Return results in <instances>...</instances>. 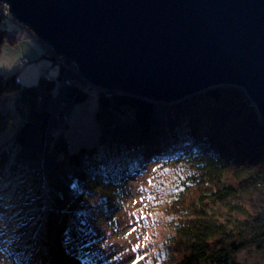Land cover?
I'll return each instance as SVG.
<instances>
[{"label":"trees","instance_id":"obj_1","mask_svg":"<svg viewBox=\"0 0 264 264\" xmlns=\"http://www.w3.org/2000/svg\"><path fill=\"white\" fill-rule=\"evenodd\" d=\"M22 39L0 23V53ZM43 46L42 55L61 65L54 77L24 85L0 73V135L15 125L0 145V200L32 211L37 224L3 219L2 246L6 232L16 240L31 230L27 242L6 245L12 264L92 263L86 200L98 195L114 210L129 182L154 165L180 177L164 207L172 232L151 264H240L245 247L264 248V212L249 215L239 201L250 189L264 193V119L244 88L216 86L176 103L97 89L98 140L72 151L69 121L93 87L72 60Z\"/></svg>","mask_w":264,"mask_h":264},{"label":"water","instance_id":"obj_2","mask_svg":"<svg viewBox=\"0 0 264 264\" xmlns=\"http://www.w3.org/2000/svg\"><path fill=\"white\" fill-rule=\"evenodd\" d=\"M98 89L176 102L244 88L264 118V0H1Z\"/></svg>","mask_w":264,"mask_h":264},{"label":"rangeland","instance_id":"obj_3","mask_svg":"<svg viewBox=\"0 0 264 264\" xmlns=\"http://www.w3.org/2000/svg\"><path fill=\"white\" fill-rule=\"evenodd\" d=\"M1 12L2 9H0ZM11 18L13 21H10ZM0 23L13 32L19 31L23 34L20 42L14 45L7 43L3 46L0 53L1 74H17L19 81L24 85L37 84L41 75L54 77L58 74L61 65L55 64L52 58L42 55L45 51L43 46L45 43L28 37L29 28L23 27L24 25H21L10 11L3 10ZM53 55L62 60L65 58L56 55L54 51ZM25 58L28 59L29 64L25 63ZM75 64L82 75L78 64ZM90 85L93 88H91L88 101L74 107L69 121L70 129L67 131V140L72 151L82 145H92L98 140V122L95 119L98 88L91 83ZM14 129L15 125L8 133L0 135V145L11 140ZM179 177L175 171H165L155 165L150 166L142 175L129 182V192L124 202L119 207H114V210L103 205L98 195H91L86 200L83 210L88 217L91 231L90 246L86 247L90 261L93 260L90 264H151L153 258L160 253L165 239L172 232L168 228L164 207L169 191ZM239 201L248 210L249 215H255L257 210L264 212V193L259 189H250L241 193ZM21 212L23 211L18 212L13 209L7 199L4 202L0 200V214L5 217H0V228H3V219L15 218L14 215L19 220L17 226L28 222L27 224H31V229L35 228L37 224L32 222V216L30 218L27 216L32 211ZM233 214L241 219L235 213ZM21 232L16 234V240L6 232L10 240L4 246L0 244V264H12L5 251L6 245L18 247L19 244L27 242L31 230ZM237 260L240 264H264V248L252 243L239 252Z\"/></svg>","mask_w":264,"mask_h":264},{"label":"bare ground","instance_id":"obj_4","mask_svg":"<svg viewBox=\"0 0 264 264\" xmlns=\"http://www.w3.org/2000/svg\"><path fill=\"white\" fill-rule=\"evenodd\" d=\"M9 6H8V4H6V3H4V2H2L1 0H0V9H2V12H3V10H6L7 12L8 11H10L9 10ZM2 12L0 13V19H1V17H2ZM19 23H21V25H24L22 22H20L19 21ZM23 27H26L25 25L23 26ZM28 28V27H27ZM27 32H29L28 33V37H32V38H35L38 42H43V40L33 31V30H31L30 28H29V30L27 31Z\"/></svg>","mask_w":264,"mask_h":264},{"label":"built area","instance_id":"obj_5","mask_svg":"<svg viewBox=\"0 0 264 264\" xmlns=\"http://www.w3.org/2000/svg\"><path fill=\"white\" fill-rule=\"evenodd\" d=\"M3 16H4V15H3ZM4 17H6V16H4ZM10 21H13V19L11 18ZM28 62H29L28 59L25 58V63H26V64H29Z\"/></svg>","mask_w":264,"mask_h":264},{"label":"crops","instance_id":"obj_6","mask_svg":"<svg viewBox=\"0 0 264 264\" xmlns=\"http://www.w3.org/2000/svg\"><path fill=\"white\" fill-rule=\"evenodd\" d=\"M33 54V53H32Z\"/></svg>","mask_w":264,"mask_h":264}]
</instances>
